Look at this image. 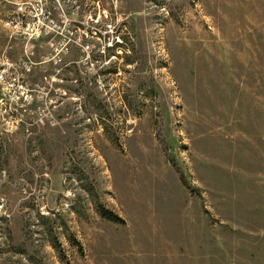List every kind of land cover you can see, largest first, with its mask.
I'll return each instance as SVG.
<instances>
[{
  "label": "rangeland",
  "instance_id": "374dc122",
  "mask_svg": "<svg viewBox=\"0 0 264 264\" xmlns=\"http://www.w3.org/2000/svg\"><path fill=\"white\" fill-rule=\"evenodd\" d=\"M27 1L0 0V264H264V0Z\"/></svg>",
  "mask_w": 264,
  "mask_h": 264
},
{
  "label": "built area",
  "instance_id": "2783aa9c",
  "mask_svg": "<svg viewBox=\"0 0 264 264\" xmlns=\"http://www.w3.org/2000/svg\"><path fill=\"white\" fill-rule=\"evenodd\" d=\"M7 3L14 5L15 13L19 15H24L26 12V5L28 4L27 0H5ZM52 8H48V14H52Z\"/></svg>",
  "mask_w": 264,
  "mask_h": 264
},
{
  "label": "trees",
  "instance_id": "16d2710c",
  "mask_svg": "<svg viewBox=\"0 0 264 264\" xmlns=\"http://www.w3.org/2000/svg\"><path fill=\"white\" fill-rule=\"evenodd\" d=\"M109 217L112 218L115 221H118L119 220V217H114L113 215H109Z\"/></svg>",
  "mask_w": 264,
  "mask_h": 264
}]
</instances>
